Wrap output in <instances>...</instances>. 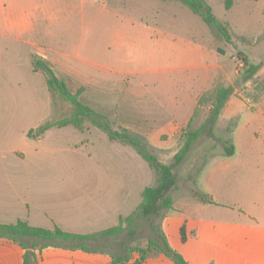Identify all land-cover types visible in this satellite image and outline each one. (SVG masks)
Segmentation results:
<instances>
[{
    "label": "crops",
    "instance_id": "1",
    "mask_svg": "<svg viewBox=\"0 0 264 264\" xmlns=\"http://www.w3.org/2000/svg\"><path fill=\"white\" fill-rule=\"evenodd\" d=\"M53 1L0 0L1 49L4 50L6 43L25 46V56L30 63L26 73L42 72L33 69V61L38 59L65 82H68V74H65L68 67L84 63V70L80 72L79 100L110 123L116 115L111 116L108 110L98 107L99 102L85 103L82 99L85 92L95 90L98 96L114 100L126 81L129 90L124 89L125 92L144 100L140 102L143 105H137L140 110L131 105L120 106L117 115L124 128L145 139L148 148L167 149V141L161 139L170 140L187 127L202 91L210 84L214 72L211 65L205 62L202 65V58L209 55L208 50H204L194 36L172 35L152 28L161 26L160 22L144 20L135 21L133 25V28H142V35L126 38L114 35V30L111 39L97 36V41L93 42L87 36L73 44L68 40L69 28L76 24L84 27L96 23L99 26V22L90 23L83 17L80 5L76 6L79 10L76 19L79 20H73L75 14L73 9L68 10V0ZM46 12H51L52 16L46 19ZM45 27L54 28L46 50L40 47L47 37ZM124 43L145 48V57L149 60L146 70L133 69L122 61L120 49ZM2 50L0 69L3 55H7ZM12 58L11 52L10 71L13 70ZM89 59L97 60L96 68L89 69L92 63ZM118 65L122 67L119 71ZM43 79L46 86L45 76ZM175 90L178 94L173 95L171 91ZM46 98L48 103H42V107L50 114L37 127L26 129L24 134L28 139H32L37 128L52 122L54 108L48 96ZM135 112L140 116H135ZM86 127L79 131L71 125L53 126L42 134L35 133L33 139L38 142L37 149L9 151L19 162L5 164V178H0V220H5L0 221V225L21 221L33 228L49 231L58 228L67 234L90 235L118 226L121 218L136 211L141 199L139 202L138 198L134 199L126 208L122 204L130 197L140 195L141 198L146 187L139 193L132 187L138 179H141L139 182L154 179L153 170L132 147L110 141L105 132L92 124ZM52 137H64L56 147L68 156V162L56 165L47 162V156L57 151L48 142ZM238 139L239 136L234 137L236 141L230 156L225 154L224 147L195 150L191 181H188L190 188L185 193L191 195L183 193L177 209L174 207L175 213L162 223L169 247L188 264H264V137L258 138L256 146ZM28 155L31 161L25 162ZM63 166L69 170L81 166L84 173L80 179L45 173V170L62 169ZM30 171H43L46 177L33 178ZM202 196L209 202L203 201ZM190 197L195 199L192 206L188 202ZM168 236L172 237V244ZM25 252L17 243L0 238V264H22ZM33 253L32 264H112V258L103 256L102 252H84L76 248L49 246L39 250L37 247ZM143 264L173 263L162 255L154 260L148 257Z\"/></svg>",
    "mask_w": 264,
    "mask_h": 264
},
{
    "label": "rangeland",
    "instance_id": "2",
    "mask_svg": "<svg viewBox=\"0 0 264 264\" xmlns=\"http://www.w3.org/2000/svg\"><path fill=\"white\" fill-rule=\"evenodd\" d=\"M204 1L211 6L212 13L216 19L228 25L232 37L231 43H226L213 28L210 29L199 17L177 1L68 0L70 4H68V10L73 9L75 14L72 18L73 20H79L76 19L79 12L76 6L80 5L83 9V17H87L90 23L99 22L100 26H97L96 23L84 27L78 24L73 25L68 30V40H71L73 44H78L80 40L87 36H90L89 40L93 42L97 41V36H105L104 38L111 39V32L114 30H116L114 35L126 38L133 34L142 35L143 32L140 30L142 28L138 26H136L138 29L133 28V25H135V21L140 23L141 20H144V22L150 23L160 22L161 26L152 28L165 30L172 35L194 36L195 41H199L201 47L204 50H208L209 55L202 58V65H204V62L206 65H211V71L214 73L210 84L202 91L198 99L201 100V103L196 105L190 130H196L203 124L208 116L211 99L217 89L221 87H230L232 89V94L226 101L214 125L213 137H208L206 133H202L183 163L174 171L178 182H181V187L178 183L177 189L171 193L173 208L160 218L135 219L134 236L132 238H128L125 230L114 238L99 240L88 245L89 248L94 249L96 252H102L103 256L107 258L115 255L124 256L129 248L145 247L147 240L155 237L154 228L162 230L163 221L169 215L175 213L174 207L177 209L178 201H182L181 195L183 193L184 195H191L185 193L190 188L188 181H191L189 179H191L193 154L196 149L203 147L221 148L224 145L223 141H227L233 146L236 141L234 137L238 136L240 137L238 139L239 142L256 146L257 143L259 144L258 138L264 137V0H258L257 2L230 0L231 3L228 5V9L225 7V1L227 0ZM52 3H54L53 0ZM72 4H74V7ZM46 14V19L52 16L51 12H46ZM53 29L52 27L44 28L45 36L47 37L43 40L45 42L40 43V47L44 50H46V46L50 42L48 41L51 37L49 34L52 33ZM127 43L122 44L120 49L122 61L133 69L146 70L149 60L145 57V48L140 45H137L136 48L135 46L131 47ZM4 45V50L0 47V51H6L7 53V55H3V64H1L2 67L0 69V178H5L7 172L5 164L19 162V160L9 155L11 149L22 148L28 150V152L31 149H37L38 142L33 139L36 132H33V135L31 134L32 139L26 138L24 133L27 128L37 127L43 122L45 117L49 116V110L42 107V103H48L46 96H48L54 108L52 122L68 117L72 112V107L68 103L63 101L58 95L47 91L45 83H43V76H45L43 72L37 75L26 73V71L29 72L30 63L25 56L27 51L25 46L18 43H6ZM11 52L13 57L11 59L12 71H10L9 64ZM88 54L91 55L92 52L89 51ZM88 61L92 62L91 59ZM96 61L94 59L92 63H89L91 65L89 69H91L90 67L96 68ZM6 62H8L7 67L5 66ZM84 66V63L82 66L80 63H73L72 66L68 67V71L66 70L65 72V74H68L67 84L72 92H76L80 88V72L84 70ZM253 67H257V70L250 77L249 73ZM104 68L106 70L109 69L106 66ZM121 68L120 65L116 66L117 71ZM5 70L7 71L6 73ZM26 74H29L28 77H26ZM128 84L126 81L122 83L121 92H116L118 97L114 100L108 96H98L95 90L85 92L82 100L85 103L97 104L99 102L101 105L98 104V107L102 110H108L111 116L116 115L114 121H111L112 127L117 130L125 129L123 122L117 115L120 106L131 105L140 110L138 106L143 105L140 102L144 100V98H136L126 93L124 89L129 90ZM171 92L173 95L178 94L177 90ZM112 104H115V107L112 108ZM113 109L115 112H113ZM135 116H140V114L138 115L135 112ZM90 125L91 123L86 121L84 130H86V126ZM185 131H187L186 127L179 130L178 135L170 140L167 138L161 139L163 142L167 141V149L154 150L148 148L149 151L160 162L164 164L171 163L174 154L182 145V135ZM36 135L39 134L36 133ZM63 140L64 137H52L48 140L50 145H53L52 148H56L57 151L49 157L47 156V162H52L55 165L57 162H68V156L59 152L58 147H56V144L59 145ZM30 158L28 155L25 162H30ZM41 172L30 171V174L34 175L33 178H36L37 175L38 177H46ZM45 173L51 176L58 175L59 177L80 179L84 172L81 166L70 170L68 167L64 169L63 166L62 169L45 170ZM153 174L154 179L147 178L141 182H139L141 179H138V183L132 189H137L139 193L144 187L155 184L156 176L154 171ZM75 189L77 188L73 190ZM139 196L128 198L123 202L122 207L131 206L136 198H138L137 201L139 202L141 199ZM188 202L192 206L195 203V199L190 197ZM168 240L172 244L171 236H168ZM160 256H162L161 253L148 255L153 260ZM136 257L137 254H131L129 262H133Z\"/></svg>",
    "mask_w": 264,
    "mask_h": 264
},
{
    "label": "trees",
    "instance_id": "3",
    "mask_svg": "<svg viewBox=\"0 0 264 264\" xmlns=\"http://www.w3.org/2000/svg\"><path fill=\"white\" fill-rule=\"evenodd\" d=\"M162 2L170 0H160ZM177 1L186 6L194 15L198 16L206 25L213 28L217 34L226 42L231 43V33L228 25L220 22L212 13L211 7L204 0H171ZM257 2L258 0H251ZM230 0L225 3L226 9L230 4ZM33 69L41 70L45 74L46 87L51 94L58 95L63 101L72 107L71 114L56 122L45 123L37 128L36 133L42 134L44 131L53 126L63 127L71 125L79 131H84V123L90 122L93 126L105 132L110 141H118L132 147L138 155L150 166L156 176V183L151 187H146L141 194V203L136 211L126 218H121L119 225L95 234L76 235L67 234L58 228L49 231L40 228H33L26 223L18 221L15 224L0 225V238L9 239L17 243L26 252L23 256L22 264H32L35 255L33 250L38 247L39 250L46 247H66L68 249H79L84 252H95L94 249L88 247L90 243L99 240L114 238L126 230L128 238L134 236L135 219H152L160 218L166 212L173 208L172 191L177 189L178 178L174 171L177 170L187 157L194 143L198 140L202 133H206L208 137H213L214 125L223 109L226 101L232 94L230 87H221L217 89L214 97L211 99L208 116L203 124L196 130H190V124L187 125V131L182 135V145L174 154L172 162L164 164L148 149L145 139L138 135L130 134L127 130L114 129L111 123L102 115L95 112L90 107L82 104L79 100L81 89L75 93L69 89L67 82L57 78L46 63L34 59ZM257 67L250 70V77L255 73ZM201 100L198 101V105ZM225 154L232 155L233 146L227 141L222 142ZM228 145V146H227ZM203 201L209 200L206 196H202ZM154 238L147 240L146 246L143 248H129L128 252L119 256H111L112 264H143L151 253H161L173 264H188L181 255L172 250L167 240L159 228H154ZM181 238L185 239L183 229H181ZM30 242V244H28ZM137 254V258L133 262L130 261L131 254Z\"/></svg>",
    "mask_w": 264,
    "mask_h": 264
}]
</instances>
